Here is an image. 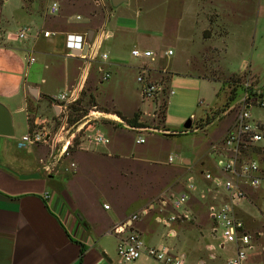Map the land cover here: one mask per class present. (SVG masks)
<instances>
[{
  "label": "rangeland",
  "instance_id": "obj_1",
  "mask_svg": "<svg viewBox=\"0 0 264 264\" xmlns=\"http://www.w3.org/2000/svg\"><path fill=\"white\" fill-rule=\"evenodd\" d=\"M59 1L60 9L52 16L47 12L50 0H0V43L12 40L8 34L24 27L30 29L31 36L46 29L78 33L94 30L93 37L105 28L113 31L100 46V52L108 54L106 62L121 59L133 64L141 62L137 76L145 69L147 80L161 86L154 98L146 99L141 96L140 84L135 80L123 84L119 76L112 74L108 80L99 83L98 66L103 65L109 73L110 67L97 56L72 115L77 118L87 114L95 104L97 110L114 115L121 122L100 119V126L110 143L105 146L86 143L87 149L75 147L60 161V168L69 162H75L78 167L80 160L88 163L87 178L77 186L73 184V188L86 195L83 197L85 205L89 198L102 195L117 207L125 206L135 195H155L150 202L155 203L161 196L180 194L186 191L187 178L196 174L195 190L183 204L190 216L184 228L188 231L199 229L202 235L194 249L182 244L178 249H172L185 253L187 264H200V260L203 264H225L233 254L232 244H227L224 249L207 250L205 247L207 243H217L207 211L214 201V191L201 181L198 170H210L214 157L208 152L209 144L225 134L237 111L234 102L241 95L240 88L230 99V88L227 85L221 87L222 83L239 75L243 80H254L264 89V19L255 13L258 0H129L117 7H112L110 0ZM116 23L124 28L119 29ZM146 47L153 51V59L132 56L133 49L145 50ZM168 50H172L171 55L166 53ZM58 60L51 69L43 68L41 57L36 63L44 73L48 89L56 91L63 89L65 78L75 73L80 65L64 53ZM28 102L29 116L41 119L52 115L49 101L43 99L35 103L29 97ZM165 102V125L180 133L184 130V122L191 119L187 133L167 137L141 130L117 113L118 107L127 115L139 107L145 112L142 117L137 112L139 122L162 128L161 111ZM251 111L264 120V108L253 107ZM17 123L16 136H21L27 131L24 117L20 116ZM139 137L144 141L136 143ZM96 150L106 153L110 150L118 155L90 154ZM82 152L90 155H82ZM170 155L172 161H169ZM256 155L264 161L262 148ZM200 163L203 164L200 166ZM74 168L70 167V170ZM237 209L247 233L256 244L255 251L249 253V264H264L263 197L251 192ZM154 213L151 211L143 217L153 220ZM257 233L261 235L256 237ZM176 238L166 239L167 245L178 242Z\"/></svg>",
  "mask_w": 264,
  "mask_h": 264
},
{
  "label": "crops",
  "instance_id": "obj_2",
  "mask_svg": "<svg viewBox=\"0 0 264 264\" xmlns=\"http://www.w3.org/2000/svg\"><path fill=\"white\" fill-rule=\"evenodd\" d=\"M255 13L264 19V0H258ZM116 27L124 28L119 23H116ZM108 31L111 37L113 31ZM53 32V35L46 38L35 39L34 35H30L24 40L12 39L0 43V103L10 111L15 132L13 136L0 135V264H120L114 226L148 205L155 195H135L123 207L114 206L109 199L100 195L89 198L88 205H85L87 203L83 197L86 195L81 192L79 194L73 187L87 178L90 168L88 163L80 160L74 172L70 170L69 164L61 168L58 164L48 173L42 168L47 158L45 145L27 144L23 148L17 145L21 136L34 127V121L40 119L29 116L31 111L28 98L31 97L35 103L45 99L50 104L51 98L69 87L78 74L77 66V71L65 78L62 90H50L46 86L44 73L36 66L38 57L44 59L45 69H51L59 62L62 53L68 57L64 43L66 32ZM145 50L149 49L146 47ZM30 57L34 58L33 61H30ZM72 59L80 64L82 62L79 58ZM103 64L110 67V76H119L123 84L137 81V72L141 67V62L133 64L125 59L110 63L104 61ZM101 67L104 68L103 65ZM172 81L173 78L170 84ZM50 110L52 112L51 104ZM117 111L127 117L135 113L127 115L119 107ZM135 111L141 113V117L145 114L139 107ZM20 116L24 117L27 131L16 136ZM164 126L171 130L165 122ZM81 154L103 157L118 155L110 150L107 153L96 150L90 154ZM33 173L37 177L21 179L17 175ZM105 204L109 208L105 209ZM189 220L190 216L187 220H179L171 225L174 237H168L166 230L148 217L135 220L133 229L147 245H164L173 253H178L172 248H179L182 244L194 249L199 242V229L188 231L184 228L185 222ZM176 237L178 242L167 245L166 239ZM183 254L187 264L186 254ZM199 263L203 264L201 260ZM124 264L163 263L143 255Z\"/></svg>",
  "mask_w": 264,
  "mask_h": 264
},
{
  "label": "built area",
  "instance_id": "obj_3",
  "mask_svg": "<svg viewBox=\"0 0 264 264\" xmlns=\"http://www.w3.org/2000/svg\"><path fill=\"white\" fill-rule=\"evenodd\" d=\"M59 9L60 1L50 0L47 6L48 14L53 16ZM29 30L24 27L14 34L9 33L8 38L27 39L30 36ZM38 31L34 34L35 39L46 38L54 34L53 31L46 29ZM110 35L109 31L101 28L100 33L88 42L87 32L65 33L66 55L82 61L78 66V74L69 87L51 98L52 115L50 118L35 120L34 127L21 136L17 144L19 148L27 144L45 145L47 158L42 168L48 173H51L61 160L69 156L70 150L75 147L87 149L84 146L86 143L93 146H105L110 143L99 121L103 118H112H109L108 114L103 111L97 110L95 104L87 114L77 118L72 115L85 89L92 62L97 56L102 61H106L108 57L106 52H100V46L102 40L109 38ZM86 43H88L87 51L82 54ZM166 53L171 55L172 50ZM131 54L133 57L142 59H153L154 57L153 51L137 48L133 49ZM33 59L30 57V61ZM98 70L101 72L99 83L108 80L110 74L101 66H98ZM137 82L140 84V93L143 98L152 99L161 90L160 85L147 80L145 69L137 76ZM262 87L254 80L242 81L239 87L241 95L234 102L237 105V111L233 120L225 134L209 144L208 152L214 157V163L209 166L210 170L200 168L198 170L201 181L207 183L214 191V201L208 205L207 211L212 222V234L217 243H207L206 249H224L227 244H232L233 254L228 257L225 264H249V253L252 254L256 249V244L247 233L237 208L247 200L251 192L262 196L264 200V161L256 155L259 148L264 151V120L254 116L251 111L253 107L264 108ZM114 121L121 122L120 120ZM143 141L140 137L136 139V143ZM172 160L173 156L170 155L169 161ZM69 167H75V163L69 162ZM187 180L186 191L176 195L170 193L161 196L157 202L149 203L114 226L113 232L117 236V259L120 264L132 262L143 255L163 264H185L183 253H173L164 245H147L141 235L133 229V223L139 217L155 211L153 220L166 230L168 237H174L171 225L179 220L189 219V214L183 208V204L190 198L189 193L195 190L194 180H197V175L192 174ZM45 197H48L47 193ZM104 208H109V205L105 204ZM259 235L261 234L257 233L256 237ZM211 257H214L213 253Z\"/></svg>",
  "mask_w": 264,
  "mask_h": 264
},
{
  "label": "water",
  "instance_id": "obj_4",
  "mask_svg": "<svg viewBox=\"0 0 264 264\" xmlns=\"http://www.w3.org/2000/svg\"><path fill=\"white\" fill-rule=\"evenodd\" d=\"M129 0H110L112 7H117L123 3H127ZM94 35V30H88L87 31V40L88 42H91L93 39ZM88 48V43L84 45V48L82 50V54H85ZM78 54V52L76 53ZM35 92V90L33 91ZM184 130L180 133H187V131L191 127V119H188L186 122L183 124ZM131 128V127H130ZM135 129L134 127H132ZM138 129V128H137ZM141 130L149 131V132H156L160 133L163 135H176L178 134L177 131H172V130H166L162 128H157V127H151V126H144L140 128ZM14 127H13V120L10 111L0 103V135L4 136H13L14 135ZM19 178L21 179H30L37 177V174H17Z\"/></svg>",
  "mask_w": 264,
  "mask_h": 264
},
{
  "label": "trees",
  "instance_id": "obj_5",
  "mask_svg": "<svg viewBox=\"0 0 264 264\" xmlns=\"http://www.w3.org/2000/svg\"><path fill=\"white\" fill-rule=\"evenodd\" d=\"M201 78H205L202 76H198ZM243 78L242 76H233L232 78H230L229 80H226L222 83L221 87L223 85H227L230 88V99L233 98V94L236 92L237 88L240 87V85L242 84ZM164 108L161 111L162 113V121H165V117H166V106H167V102L163 103ZM119 116H121L124 120H126L127 122L131 123L132 125L136 126V127H144L145 125L141 122L138 121V117L139 114L137 112H135L133 114V116L131 118H127L124 115H122L119 111L117 112ZM158 128V125L154 126ZM162 129H166L169 130L168 128H166L164 125L161 126ZM178 134H185V133H178ZM177 135V134H176ZM165 136H173V135H165Z\"/></svg>",
  "mask_w": 264,
  "mask_h": 264
},
{
  "label": "bare ground",
  "instance_id": "obj_6",
  "mask_svg": "<svg viewBox=\"0 0 264 264\" xmlns=\"http://www.w3.org/2000/svg\"><path fill=\"white\" fill-rule=\"evenodd\" d=\"M108 117H109V118H112V119H114V120H119V118H118V117H115L114 115H108Z\"/></svg>",
  "mask_w": 264,
  "mask_h": 264
}]
</instances>
